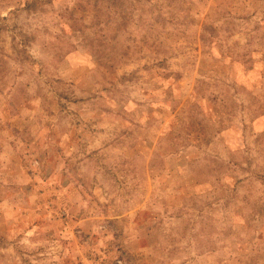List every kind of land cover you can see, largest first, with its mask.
Segmentation results:
<instances>
[{
    "label": "rangeland",
    "instance_id": "1",
    "mask_svg": "<svg viewBox=\"0 0 264 264\" xmlns=\"http://www.w3.org/2000/svg\"><path fill=\"white\" fill-rule=\"evenodd\" d=\"M0 264H264V0H0Z\"/></svg>",
    "mask_w": 264,
    "mask_h": 264
}]
</instances>
